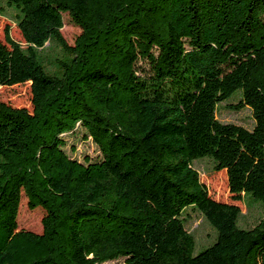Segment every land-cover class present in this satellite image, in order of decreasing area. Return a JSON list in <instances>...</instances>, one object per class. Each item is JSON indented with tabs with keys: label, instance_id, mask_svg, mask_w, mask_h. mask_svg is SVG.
I'll return each instance as SVG.
<instances>
[{
	"label": "trees",
	"instance_id": "obj_1",
	"mask_svg": "<svg viewBox=\"0 0 264 264\" xmlns=\"http://www.w3.org/2000/svg\"><path fill=\"white\" fill-rule=\"evenodd\" d=\"M2 1L20 41L6 25L0 88L27 86L29 105L0 101V264H264V220L238 224L246 197L264 212V0ZM237 92L250 131L215 118ZM77 126L99 161L63 150ZM202 158L228 202L200 180ZM22 198L40 233L18 225ZM187 209L216 234L197 254Z\"/></svg>",
	"mask_w": 264,
	"mask_h": 264
},
{
	"label": "rangeland",
	"instance_id": "obj_2",
	"mask_svg": "<svg viewBox=\"0 0 264 264\" xmlns=\"http://www.w3.org/2000/svg\"><path fill=\"white\" fill-rule=\"evenodd\" d=\"M0 39L3 38V29L6 25L10 28V35L15 41H20L19 33L15 26L16 12L7 8L4 1L0 0ZM63 27L60 31L62 38L69 45L73 46L75 40L80 35L81 30L74 25L68 15H62ZM47 56L53 57L58 52V48L51 44H46ZM138 75L145 76L149 72V66L145 60H139L136 64ZM240 100L239 92L234 93L227 101L216 106L215 118L223 124H234L247 130L253 128L254 122L250 110L245 107L240 110H232L231 107L237 105ZM0 101L16 107H28L29 94L27 86L15 87L11 89L0 88ZM85 132L76 127L72 133L61 136L65 142L63 150L70 159L79 163H85L86 159L90 162H97L101 159L100 152L90 138H84ZM193 168L199 173L200 180L208 188L209 195L218 201L228 202L224 173H213L212 162L208 158L194 161ZM245 205L241 206L242 214L239 219V226L243 229H251L261 220H264V212L260 203L254 202L250 197L244 199ZM43 211L27 208L26 200L22 198L21 208L18 217V225L24 229L35 233L41 232V219ZM185 229L190 233L196 243L195 254L205 250L215 241V231L211 228L202 216L193 209H187L183 214ZM102 264H125V259L119 258L114 261Z\"/></svg>",
	"mask_w": 264,
	"mask_h": 264
}]
</instances>
